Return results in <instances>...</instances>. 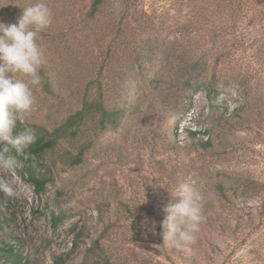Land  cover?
I'll return each mask as SVG.
<instances>
[{
    "label": "rangeland",
    "instance_id": "1",
    "mask_svg": "<svg viewBox=\"0 0 264 264\" xmlns=\"http://www.w3.org/2000/svg\"><path fill=\"white\" fill-rule=\"evenodd\" d=\"M33 2L0 0V22L5 9L18 16ZM43 2L60 22L80 21L89 7L88 0ZM126 3L107 0L96 19L81 24L88 36H40L47 61L33 110L21 121L25 127L53 129L99 93L107 110H117L118 123L111 114L87 113L76 136L34 160L37 175L51 178L42 193L24 175L19 156L14 173L0 172V184L13 191H0V241L16 236L30 264H54L71 248L78 223L89 235L66 264H80L95 239L111 264H264V193L241 202L230 189L239 179L259 181L264 189V0L240 4L237 19L231 11L211 12L210 0H130L128 15ZM203 16L213 21L209 28L233 26L241 36H180L183 21ZM117 27L119 36H112ZM224 47L235 77L217 98L194 89L199 75L189 84L179 81L180 55L192 60L204 53V75L210 76ZM79 153L82 161L71 163ZM185 184L202 191L205 212L196 242L177 250L164 243L162 221ZM53 204L65 215L56 229ZM225 214L229 234L221 231L222 220L220 226L214 221Z\"/></svg>",
    "mask_w": 264,
    "mask_h": 264
},
{
    "label": "trees",
    "instance_id": "2",
    "mask_svg": "<svg viewBox=\"0 0 264 264\" xmlns=\"http://www.w3.org/2000/svg\"><path fill=\"white\" fill-rule=\"evenodd\" d=\"M88 1V10L85 13V17L81 18L80 21L66 22V20H63L62 22H60L58 15L54 14L53 24L47 30L43 31L40 36H51L52 38H58L59 36H88V34L85 32V29H87V25L81 26V24L96 19L103 6L107 3V0ZM258 1L263 0H210L207 8H209L211 12L213 11L219 16L225 15L227 12L231 11L234 15V18L237 19L241 16L242 12L241 8L239 7L240 4L244 6L246 4L248 6L250 3L252 4L253 2ZM126 2L127 3L124 7L123 12L128 15V11L129 9H131V3L130 0H126ZM13 13V10L9 12L8 9H5V16L2 15V17L5 18L3 19L5 24L10 25L16 23L22 13V9L19 11L18 16L12 15ZM121 18L122 16L119 17V19L117 18V24L121 23ZM198 20V18H192L183 21L181 26H179L180 36H241L237 33V31L232 29L233 26H231V30H228L224 25L219 26V28L212 29L209 28V26L212 25L213 21L208 19L206 16H203L202 21ZM119 34L120 30L119 27H117L115 29V33L112 36H119ZM233 45H235L234 41ZM222 50L225 51L221 52V54L217 57L219 58V61H221H218L215 64L210 76H206V74L204 75V71L206 70L204 67L205 64L203 59L200 58L201 56L204 57V53L202 55L192 57L191 60L189 59V56L184 52L183 55H180L181 61L177 66V75L179 77L178 79H180L179 81L189 84L191 83L195 75H197L196 79L199 75V81L195 80L196 82H194L196 83L194 89L197 90L199 89V87H202L206 91L210 99L217 98V95L220 91V86L235 77L233 68H230L227 63V59L229 58V54L231 52L225 49V47ZM219 64H222L223 67L219 72H217L216 68ZM203 76L204 78L202 79ZM47 85L50 88V86H52V82L48 80ZM245 105L248 106V103L242 105V108H236V112L245 109ZM226 111L227 109H225L224 112ZM87 113H101L106 116L111 114L113 115L112 118L115 117L114 120L112 119L111 123H113L114 126H116L118 123L117 110H112V112L107 110L102 93H99L98 97L90 100H84L83 107L77 112L70 114L61 125L54 127L53 129L42 126L38 127L37 130L34 131L37 137L35 143L30 145L22 155H19V157L25 161L24 175H26V177L34 184L37 193H42L46 190L47 184L51 181V178L48 176H38L35 167L33 166V161L43 158L46 152L55 149L60 139L67 136H76L79 132L78 128L80 126V123L85 119ZM24 128H26L24 123H22L21 121L17 123L16 131H22ZM189 132L192 135H197L199 133L197 130H189ZM204 132L209 133V130H204ZM205 143L208 145L212 144L209 138ZM81 161L82 156L79 153L71 160V163L79 164ZM230 186L232 195L236 199H239L241 202H248L249 200H253L257 197L262 198V195L264 193L263 184L256 180L239 179L232 182ZM216 188L219 190L220 195L223 196V198H225L228 202L231 201L226 193L224 184L217 183ZM49 208L53 217V227L54 229H56L64 220L65 215L62 210L57 209L55 204H53ZM262 217L264 219V216ZM220 220H222L221 223ZM230 220L231 219H229L228 214H225L224 217L220 216L218 220L217 218H214V221H216V223H220L224 227L221 229V231L224 230V232L228 234L229 229L231 228L229 226ZM71 232L74 234L71 248L67 252L57 256L54 260V264H66L67 261L79 251L81 243H84L86 236L89 235L87 227L85 225L79 226L78 223L73 225V227L71 228ZM14 239L16 240L15 242H10L4 239L0 241V260L5 263L10 262L11 264H30V261L26 259L20 251V239L16 236ZM80 264H111V262L104 254L99 240L95 239L92 241V245L85 248L83 259Z\"/></svg>",
    "mask_w": 264,
    "mask_h": 264
},
{
    "label": "clouds",
    "instance_id": "3",
    "mask_svg": "<svg viewBox=\"0 0 264 264\" xmlns=\"http://www.w3.org/2000/svg\"><path fill=\"white\" fill-rule=\"evenodd\" d=\"M53 21L52 9L43 0H35L22 8L16 23L0 22V172L14 173L20 166L17 157L37 139L31 128H16L33 110L34 89L42 83L40 72L47 61L40 34ZM0 191L13 195L9 185L0 184ZM174 196L178 199L164 209L163 240L169 247L184 250L197 240L205 197L188 184L181 185Z\"/></svg>",
    "mask_w": 264,
    "mask_h": 264
}]
</instances>
